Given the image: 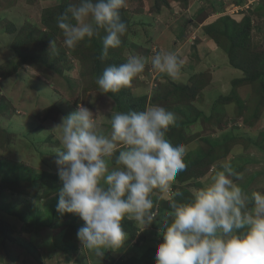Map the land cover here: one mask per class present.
I'll return each instance as SVG.
<instances>
[{"label": "rangeland", "instance_id": "1", "mask_svg": "<svg viewBox=\"0 0 264 264\" xmlns=\"http://www.w3.org/2000/svg\"><path fill=\"white\" fill-rule=\"evenodd\" d=\"M253 1L126 0L121 9L127 20V31L121 37L125 47L120 52L121 59L125 60L127 53L150 58L158 51H172L180 57L183 65L189 63L194 70L196 65L201 66L205 62L206 70L209 71L190 78L182 75L186 73L185 67H182L183 73L177 79H170L146 66L142 74L154 73L155 84L152 82L151 85L154 91L148 92L151 90L149 85L152 75L147 77L150 79L148 85L136 78L132 81L133 88H127L129 91L133 90V97H145L147 107L159 105L176 115L174 125L166 133V139L173 146L184 145L186 149V169L177 175L172 189L173 193H180L174 197L176 202L190 200L193 189L203 187L216 171L222 170L221 165L224 163H229L234 171L243 174V179L236 183L246 193L250 195L254 191L264 192V0L252 4ZM6 2L0 0V6L3 7ZM34 2L36 0L31 3L29 0L19 1L21 5L18 11L23 14L27 3L32 5ZM41 2L48 9L57 7L62 0ZM188 6L190 8L186 10ZM5 12L4 7L0 11V19H3ZM244 17L250 20L249 28L247 24L241 23L247 22ZM5 25L6 32L13 37L15 31L11 30L7 22L3 21L0 26L2 28ZM23 28L17 38L25 39L30 31L32 36H36L33 41L29 36L24 50L28 48L32 56L42 53V49L36 46V40L43 35V31L28 25ZM247 30L249 38L237 42L239 37H232ZM2 34L5 32L2 31ZM103 36L99 39L101 45ZM5 37L11 39L9 36ZM157 38L166 39V44L159 45ZM53 39L56 40V48H61L70 56L72 50L64 47V37L54 36ZM241 41L242 44L238 45ZM81 43L84 41L79 44ZM11 44V40H6L0 34V63L16 56ZM212 46L213 50L218 49L216 55L210 53ZM82 49L85 48L81 47ZM83 54L88 56L87 53ZM72 55L77 59L72 56L71 62H61L52 70L38 65L37 69L30 70L29 76L22 71L18 78L10 82L9 87L2 86L6 93L15 92L18 95L22 89L26 96L40 95L30 100L36 101V111L42 106L34 121L32 115L36 111H32L31 123L26 111L22 108L13 109L0 95L1 130L11 132L14 124L26 129L28 123H31L26 135H11V141L7 145L6 136L0 132V219L11 229V239L8 238L4 243L0 238V264H155L157 247L163 243L160 230L162 221L167 212L171 211L169 199L161 198L158 192L152 196L153 211L159 213L156 221L143 230L134 221L125 219L123 225L126 228L129 222H133L130 227L133 225L134 234L124 228L127 237L123 246L105 251L103 257H97L83 249L77 232L84 226V221L78 215L57 212L59 190L63 185L54 161L60 143L56 134L51 131L63 116L56 113V106L51 107V111H43L52 100L39 90L31 91L38 88H34V82H38L37 77L43 73L40 68H46L47 74L53 72L59 78V88L52 89V81L48 85L52 89L51 93L56 92L59 97L58 106L64 104V117L75 112L80 105L89 108V101L94 102L91 103L92 107L100 106L93 108L94 115L110 118V113L114 112L117 105L111 95L98 89L96 81L102 73L96 71V75L92 76L94 66H90L88 61L83 65L78 58L82 54ZM111 58L109 53L102 62L100 58L101 63L98 62L97 65L100 64L99 68L105 69L104 66L112 62ZM34 60L37 64L40 63L39 59ZM147 64L151 66L150 60ZM75 70H78L77 75H74ZM163 86L165 90H162ZM173 90L175 96L181 98L170 103L164 101L165 94ZM116 94L119 95L120 92ZM42 100L45 103L39 104ZM89 110L91 111L90 108ZM44 115L51 117L53 122L50 119L48 122L43 121L46 129L42 132L40 124ZM102 127L105 131L109 129L106 120H102ZM15 130L21 132L17 128ZM49 133L51 134L48 136ZM235 146L239 148L238 152H232ZM213 151L216 160L208 163L205 157L211 156ZM222 153L225 154L223 157ZM45 174L52 177L44 182ZM43 182L52 186V192L48 196L44 194L47 192L46 188L40 186Z\"/></svg>", "mask_w": 264, "mask_h": 264}, {"label": "clouds", "instance_id": "2", "mask_svg": "<svg viewBox=\"0 0 264 264\" xmlns=\"http://www.w3.org/2000/svg\"><path fill=\"white\" fill-rule=\"evenodd\" d=\"M126 0H75L57 17L63 45L73 50L101 30V59L121 46L127 26L120 11ZM56 40L50 41V51ZM177 79L183 61L172 51L150 58L127 53L125 62L107 66L96 83L102 93H119L144 73L146 64ZM142 78V77H141ZM102 120L109 129L105 131ZM174 112L159 105L143 111H114L110 118L94 115L87 107L53 126L60 148L54 163L63 187L57 212L78 215L84 226L77 232L83 246L97 257L120 249L126 241L125 219L145 230L156 221L154 193L168 198L171 211L160 228L163 243L155 264H264V192L246 193L236 181L243 174L229 163L221 165L192 198L176 202L173 185L186 169L184 145L173 146L166 133ZM114 161V163H113ZM112 165V166H110Z\"/></svg>", "mask_w": 264, "mask_h": 264}, {"label": "trees", "instance_id": "3", "mask_svg": "<svg viewBox=\"0 0 264 264\" xmlns=\"http://www.w3.org/2000/svg\"><path fill=\"white\" fill-rule=\"evenodd\" d=\"M183 1L186 2V0H183ZM29 2L31 3V2H33V0H29ZM70 4H71V2L69 0H62V3L60 5H58L57 7L55 6L53 8H48V9L44 10L42 22H43V25L46 27V31H44L43 35L40 38H37V40H36L38 42L36 44V46H38L39 49H42V53H38L39 55L32 56V54L30 53V50L28 48H26L24 50V48H25L24 44H27L26 41L28 40L29 36L31 34H33L32 31L28 32V36H26L25 39H23V38H17L16 39L13 47H14V51H15L17 56L10 63H8L6 66H2V71H5V73H3V77L8 76V73H9V75H11L13 72H16L21 67V65H23L25 62L34 61V63L37 64L38 62H36V60H34V58L39 59L40 65L46 66L50 69L57 68L58 65L62 61H64L65 55H66L65 51H63L61 48H56L55 51H50L49 46H50V41H52L54 36L60 37V38L63 37L62 30H60L57 27L56 21H57V17L59 15L63 14L65 12V10L69 7ZM245 18H248V17H244V20H247V22L242 21L241 23L247 24V27L249 28L248 23L250 22V20L245 19ZM120 19H121V22H123V23L127 22L126 18L124 17L122 10L120 11ZM11 30L16 31L14 28ZM248 30L245 33L243 32L240 35H234L232 37H236V36L239 37L236 39L237 42H239V40H241V39L243 40V38H249ZM103 35H105V33L101 30V32L99 33L98 36L93 37L91 40L85 39L86 41L84 40V43L78 44L71 51L72 54H75V55L82 54L83 55L82 57H78L84 63L83 65L87 64V61H88V62H90L89 63L90 66H94L93 70L91 72L92 76L94 74L96 75V73H97L96 71H100L99 73H102V74L104 71V69L99 68L100 64L97 65L100 58H101V52H102V45L99 43V39ZM30 37H31L30 38L31 41H33L36 38V36H32V35ZM240 44H242V41L238 45H240ZM81 47H83L85 49L81 50ZM124 50H125V47L123 46L122 42H121V46L119 48L111 49L110 56L112 57L111 58L112 62L107 63V65L108 66L112 65V64L119 65V64L125 62V60H123L124 58H122V59L120 58L122 56L120 54V52H122ZM83 53H87L88 56L83 54ZM113 54H115V56H113ZM117 55H119V56H117ZM92 60H94L95 62ZM101 62H102V59H101ZM101 62H99V63H101ZM107 65H105L104 68L107 67ZM8 68H10V69H8ZM98 68L102 69V70H99ZM192 80H194V78ZM107 94L111 95V97L116 102L115 104H117L115 106L114 111H119V112L143 111L146 109V107L148 105L145 97H140V98L139 97L138 98L133 97L134 95L132 94L131 89L129 91L127 88H125V89L120 91L119 95L118 94H112V93H107ZM180 98L181 97L175 96V93L173 90L170 93L167 92L163 99H164V101H167L168 103H170L171 101H176V100H179ZM46 110L51 111L52 108H48ZM48 118H49L48 115L44 116L43 120H47ZM0 132L6 136V138H7L6 139V145H7L11 141V138H12L11 135H13V133H11L9 131L1 130V129H0ZM224 153H222V157L226 154V153L225 154ZM208 156L205 157L207 159L206 161L208 163H213V161L216 160V154L214 153V151L212 152L211 156L210 155H208ZM49 177H52V175L45 174V176L43 177V181L45 182ZM44 182L41 183L40 186L44 187V189L46 188L47 192L44 194H45V196H48V194L50 195V192H52V190H51L52 186H50L49 184L44 183ZM41 198H43V197H41ZM132 223L133 222L128 223V228L125 227V224L123 226L127 231L130 230L132 232V234H134L135 229H134L133 225H132V227H130V225ZM10 232H11L10 226H7L5 221L3 219H0V238L3 240L4 243L8 238L11 239V233ZM149 263L150 262H148V264Z\"/></svg>", "mask_w": 264, "mask_h": 264}, {"label": "crops", "instance_id": "4", "mask_svg": "<svg viewBox=\"0 0 264 264\" xmlns=\"http://www.w3.org/2000/svg\"><path fill=\"white\" fill-rule=\"evenodd\" d=\"M6 1H7L6 2V5H4L3 7L0 6V11H2L4 7L6 8L5 14L2 15L3 16L2 17L3 19H0V20H2V21H0V25L2 24L3 21H5V22H7L8 26L11 29L14 28L16 31L14 32L13 37H10V35H12V34L8 35L9 33L6 32V25H5L2 28L0 26V34L6 40H9V41L11 40V43H12L11 44V47L13 49H14V47H13L14 46V43H15L18 35H20L22 33L21 31L24 29L23 27H25V26L28 25V26H33V27H35V28H37L39 30H42L43 32L46 31V27L43 25V22H42V17H43L42 11L44 12V10L47 8V5H45L44 3L42 4L41 0H36V2H34L32 5L27 3V5H26L27 8H25V11H24L23 14L18 11L19 6L21 5V3H19V1H21V0H6ZM23 2H26V0H23ZM189 8L190 7L188 6L186 8V10L189 9ZM9 20H10V22H15L17 26L15 25V23L8 22ZM2 31L5 32V34H2ZM5 36H9L11 39H7ZM157 40H158L157 43L159 45H161V44L164 45L167 42L166 39H164V38H157ZM5 43H7V42H5ZM56 46H57V44H56ZM216 50H218V49L216 48V49L213 50V46H212L211 47V50H210V53L211 54L213 53L214 55H216V52H217ZM16 56L14 58H16ZM72 56H73V58L77 59L76 56L72 55V53H71L70 56L65 55V59H64L65 61H62V62H71V60H72L71 57ZM67 57H68V60L66 59ZM13 59H10L9 61L0 63V67H1V70H0L1 71L0 72V95L9 104V106H11L13 109H15V108H19V109L22 108L24 111H26V113L28 114L26 116L29 117V121H31V113H32V111H36L35 110L36 101H31L30 99H36V98L40 97V95L39 96H34V97H31L29 95L26 96V93H23L22 89H20L18 95L14 94L15 92L14 93H12V92H7L6 93V91L2 89V86H5L6 85V87H9L10 82H13L16 78H18L20 76V74H22L21 73L22 71L24 73H27L28 76H29L30 70L37 69L36 67L38 65H40V64H36V63H32V62H25L23 65H21V67L16 72H13L11 75H9V73H8V76H4L3 77V73H5V71H2V66H6ZM73 62H76V61L73 60ZM79 64L81 65L80 62H79ZM200 65L201 66L196 65V69H194L195 70L194 71L192 69V65L191 64L184 63V65L182 64V67L183 68L185 67L184 69H186L185 70L186 73H183V71H184L183 68H182L181 73H183L182 75H187V76H189L191 78L195 74H199L200 72H203V73L209 72L208 70H206L205 62L201 63ZM146 66L151 67V66H149V64H146ZM40 69H41V72H43V73L41 75H39V77H37V81L38 82H34V88H36V86L38 88H36V90H31V91L37 92L39 90L40 93H43L45 97H49V100H52V103H48L46 105V107L43 109V111L46 110V109H48V108H51L53 106H56L57 107L56 113H58V114L60 113V115H62L64 117L63 113H65V112H62V108L64 107V104L61 103V107L58 106L59 97L56 96V92L51 93L52 92L51 91L52 89H55V87L56 88H59L61 86V83L59 81V78H57L56 77V74H54L53 72H50L49 74H47V72H46L47 69L46 68H44V69L43 68H40ZM77 71L78 70H75L74 71V75H77L78 74ZM153 74H154L153 72H151V74H141V77L142 78L141 77H138V79H140L139 81H142V82H144V83H146L148 85V82H150V79H148L147 77H149L150 75L153 76ZM212 74H213V72H212ZM150 78H151V82H150L149 88L151 87V90H149L148 92L154 91L153 90L154 87L152 88L151 85H152V82L155 84V77L153 76V77H150ZM24 79H27V78L24 77ZM220 79L222 80V76L220 77ZM50 81H52V83H53L52 89L48 85V84H50ZM160 81H162V80H160ZM130 86L133 88V86H134L133 83H131ZM160 86H162V85H160ZM24 90L25 91H28L26 89H24ZM162 90H165V86L162 87ZM146 95H148V93H146ZM146 95H140V96H146ZM42 102L45 103V101L42 100V101H39V104H41ZM91 103H94V102H89L88 101L89 108L91 109V112L93 113V111H94L93 108H99L100 106L97 105V107H94V105H93V107H92L91 106ZM43 105H45V104H43ZM41 106L42 105H40V107L38 108V110L41 108ZM73 109H75V107ZM38 110L35 113H33V115H32V118H33L32 121H34L36 119V117L38 115ZM47 120L52 121L51 117H49ZM47 120H41L42 123L40 124V126H41L40 128H41L42 132H43V130L46 129L43 121L44 122H48ZM32 121H31V123H32ZM31 123L30 122L28 123V128H26V129H24V127H22V126L19 127V126H17V125L14 124L12 126V128L10 129V131L14 134V136H15V134L26 135L29 132V129L31 127ZM15 128H17L18 131L21 130V132L18 133L15 130ZM50 134L51 133H49L48 136ZM30 137H31V135H30ZM47 140H48V138H47ZM234 151L235 152L236 151L238 152L239 151V148L235 146V148L232 149V152H234Z\"/></svg>", "mask_w": 264, "mask_h": 264}, {"label": "built area", "instance_id": "5", "mask_svg": "<svg viewBox=\"0 0 264 264\" xmlns=\"http://www.w3.org/2000/svg\"><path fill=\"white\" fill-rule=\"evenodd\" d=\"M257 1H258V0H254V1L252 2V4L257 3Z\"/></svg>", "mask_w": 264, "mask_h": 264}]
</instances>
